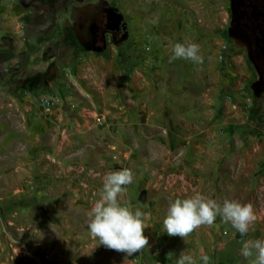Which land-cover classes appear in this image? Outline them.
Listing matches in <instances>:
<instances>
[{
  "label": "rangeland",
  "instance_id": "rangeland-1",
  "mask_svg": "<svg viewBox=\"0 0 264 264\" xmlns=\"http://www.w3.org/2000/svg\"><path fill=\"white\" fill-rule=\"evenodd\" d=\"M99 0H14L0 81V264H254L264 240V90L229 33V0H106L129 36L99 51L69 33ZM177 42L202 63L169 62ZM128 169L123 206L142 212L148 244L128 257L99 245L89 212L105 174ZM251 204L242 236L217 217L187 237L163 220L177 198Z\"/></svg>",
  "mask_w": 264,
  "mask_h": 264
},
{
  "label": "clouds",
  "instance_id": "clouds-1",
  "mask_svg": "<svg viewBox=\"0 0 264 264\" xmlns=\"http://www.w3.org/2000/svg\"><path fill=\"white\" fill-rule=\"evenodd\" d=\"M172 55L169 62L184 59L196 64L202 63L199 45L196 43L177 42L171 46ZM133 182L130 170L122 169L105 174L99 197L94 201L89 212L88 232L99 240V245L118 252L126 253L128 257L139 252L146 244L142 212L123 206L121 200L125 187ZM220 217L225 223H230L242 236L257 220L253 206L242 204L236 200H223L218 204L213 199H205L199 193L190 197L177 198L167 208L163 220L164 232L169 236L187 237L194 229L202 225H212ZM244 258L254 257V264H264V240L245 241L240 249ZM209 256L201 254L199 261L209 264ZM175 264H198L191 254L181 252Z\"/></svg>",
  "mask_w": 264,
  "mask_h": 264
},
{
  "label": "flooded vegetation",
  "instance_id": "flooded-vegetation-1",
  "mask_svg": "<svg viewBox=\"0 0 264 264\" xmlns=\"http://www.w3.org/2000/svg\"><path fill=\"white\" fill-rule=\"evenodd\" d=\"M98 2H103L104 7L110 6L106 0ZM229 3V33L238 47L245 51L248 64L254 70L259 89L264 90V0H229ZM75 26L76 23L68 29L69 33L86 51H99L104 48L107 34H111L116 42H121L126 32L125 22L123 21L118 27L110 20L107 12L93 20L90 27V39L77 37L74 31Z\"/></svg>",
  "mask_w": 264,
  "mask_h": 264
},
{
  "label": "water",
  "instance_id": "water-1",
  "mask_svg": "<svg viewBox=\"0 0 264 264\" xmlns=\"http://www.w3.org/2000/svg\"><path fill=\"white\" fill-rule=\"evenodd\" d=\"M103 2H98L95 4H87L82 7H76L73 11L74 19L76 20L75 33L77 37H82L83 39L91 38L90 27L93 20L100 14L107 12L110 20L114 22L118 27L121 26L125 17L124 15L117 11L114 6L104 7ZM125 37L126 40L129 36L127 31V26H125Z\"/></svg>",
  "mask_w": 264,
  "mask_h": 264
},
{
  "label": "crops",
  "instance_id": "crops-1",
  "mask_svg": "<svg viewBox=\"0 0 264 264\" xmlns=\"http://www.w3.org/2000/svg\"><path fill=\"white\" fill-rule=\"evenodd\" d=\"M15 10L14 0H0V81L7 76V44L12 43L8 34H11L10 26L14 21Z\"/></svg>",
  "mask_w": 264,
  "mask_h": 264
}]
</instances>
